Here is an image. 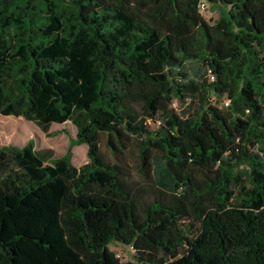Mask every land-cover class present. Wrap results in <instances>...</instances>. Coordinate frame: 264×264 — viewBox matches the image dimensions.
Returning <instances> with one entry per match:
<instances>
[{"label": "trees", "instance_id": "16d2710c", "mask_svg": "<svg viewBox=\"0 0 264 264\" xmlns=\"http://www.w3.org/2000/svg\"><path fill=\"white\" fill-rule=\"evenodd\" d=\"M0 115L76 130L0 146V264H264V0H0Z\"/></svg>", "mask_w": 264, "mask_h": 264}, {"label": "rangeland", "instance_id": "374dc122", "mask_svg": "<svg viewBox=\"0 0 264 264\" xmlns=\"http://www.w3.org/2000/svg\"><path fill=\"white\" fill-rule=\"evenodd\" d=\"M205 5L204 9H201L200 15L209 24H213L218 19V11L214 10L207 2H205ZM213 102H215V100H213ZM170 108L177 115H181L183 110L175 101H173ZM147 125L152 130L157 129L158 127V124L153 122H148ZM75 134L76 130L69 122L63 125H51L47 134H44L33 123L26 122L21 118L3 117L0 115V146L10 145L22 147L29 141H33L35 149H51L53 151L54 158H59L68 152L70 141L75 137ZM100 141L103 156L108 162L115 164V159L110 156L108 149L104 146L105 136H101ZM70 150L71 163L76 168H79L88 161L87 148L85 145L71 146ZM122 160L130 164V186L137 188L144 184L140 180V177L137 174H134L135 164L137 163L136 149L134 147H130V151L125 153ZM174 171L181 176L183 168H174ZM190 204L191 197L186 193L181 194L179 197L178 207L182 213L192 217ZM110 249L118 255L122 264L132 262V255H130L127 247L111 245Z\"/></svg>", "mask_w": 264, "mask_h": 264}, {"label": "built area", "instance_id": "2783aa9c", "mask_svg": "<svg viewBox=\"0 0 264 264\" xmlns=\"http://www.w3.org/2000/svg\"><path fill=\"white\" fill-rule=\"evenodd\" d=\"M206 5H205V2H202L201 4H200V12H201V9H204V7H205ZM209 80L210 81H213L214 80V77H213V75H209ZM228 104V102H226L225 103V105H227ZM157 124H158V126L160 125V123L159 122H157Z\"/></svg>", "mask_w": 264, "mask_h": 264}]
</instances>
